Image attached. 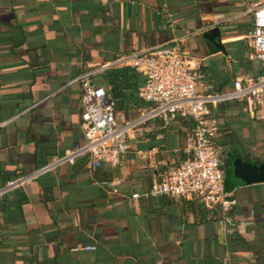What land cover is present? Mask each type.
<instances>
[{"label": "crops", "instance_id": "obj_1", "mask_svg": "<svg viewBox=\"0 0 264 264\" xmlns=\"http://www.w3.org/2000/svg\"><path fill=\"white\" fill-rule=\"evenodd\" d=\"M262 2L0 0V185L84 141V78L115 96L127 118L147 108L138 95L144 78L113 65L119 55L186 41L203 91L263 74L247 37L249 9ZM211 32L224 50L206 44ZM207 119L234 200L231 223L196 198L129 199L185 158L191 120H151L128 135L118 165L93 169L79 157L3 195L0 264H264V181L237 177L242 164L264 170V98L251 110L244 101L218 104Z\"/></svg>", "mask_w": 264, "mask_h": 264}, {"label": "built area", "instance_id": "obj_2", "mask_svg": "<svg viewBox=\"0 0 264 264\" xmlns=\"http://www.w3.org/2000/svg\"><path fill=\"white\" fill-rule=\"evenodd\" d=\"M251 30L248 34L249 59L264 62V2L249 9ZM113 65L132 67L144 78L139 97L148 103L134 117H125L115 110L112 94L102 85L82 80L81 119L84 141L67 149L52 161L27 174L16 175L0 185V199L13 189L65 163L73 164L79 157L96 169L106 162L120 163L127 151V137L139 125L160 120L164 126L177 118L191 120L179 167L153 182L146 190L132 192L129 199H154L158 196L196 198L221 213L220 221L231 223L227 211L234 200L224 188L221 147L213 138L207 116L211 108L231 101H244L252 109L264 98V73L233 81L227 90L203 91L198 87L200 72L191 65L179 42L165 43L149 49L119 55ZM101 184H106L102 180ZM111 192L118 193L113 187ZM94 249V245L85 246Z\"/></svg>", "mask_w": 264, "mask_h": 264}, {"label": "water", "instance_id": "obj_3", "mask_svg": "<svg viewBox=\"0 0 264 264\" xmlns=\"http://www.w3.org/2000/svg\"><path fill=\"white\" fill-rule=\"evenodd\" d=\"M203 38L207 41L206 44H213V46H217L218 48H221L224 50L223 45L220 43L219 38L220 34H217L216 42H214V35L211 33H205L203 34ZM182 47V51L185 55L190 56V52L188 50V46H186V41H183L180 43ZM238 169V175L239 181L241 183H251L253 181H264V170L263 167H257V166H251L242 164L241 167Z\"/></svg>", "mask_w": 264, "mask_h": 264}, {"label": "trees", "instance_id": "obj_4", "mask_svg": "<svg viewBox=\"0 0 264 264\" xmlns=\"http://www.w3.org/2000/svg\"><path fill=\"white\" fill-rule=\"evenodd\" d=\"M123 68H127V67H123ZM125 72V69H114L112 71V76H113V80H116L118 78H122L123 77V73ZM143 82V81H142ZM113 96V95H112ZM115 102H116V99H115V96H113Z\"/></svg>", "mask_w": 264, "mask_h": 264}]
</instances>
